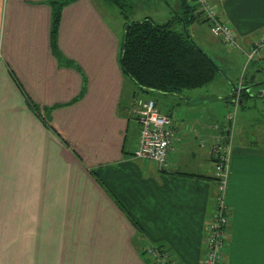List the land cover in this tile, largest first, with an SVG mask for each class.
<instances>
[{"label":"crops","instance_id":"1","mask_svg":"<svg viewBox=\"0 0 264 264\" xmlns=\"http://www.w3.org/2000/svg\"><path fill=\"white\" fill-rule=\"evenodd\" d=\"M52 1L0 0V264H152L147 244L165 246L179 264H201L215 152L231 125L222 264H264V108L250 100L254 88L236 106L234 88L246 76L235 82L224 69H244V52L206 22H187L194 42L223 65L220 92L214 80L182 94L143 93L122 69V23L110 2L66 4L53 40ZM166 1L174 16H187L182 0ZM161 9L165 23L173 15ZM219 13L244 49L264 33V0H225ZM145 98L177 131L163 171L133 156L134 111ZM216 100L235 117L222 116Z\"/></svg>","mask_w":264,"mask_h":264},{"label":"trees","instance_id":"2","mask_svg":"<svg viewBox=\"0 0 264 264\" xmlns=\"http://www.w3.org/2000/svg\"><path fill=\"white\" fill-rule=\"evenodd\" d=\"M72 1L75 0L52 1L53 40L57 37L61 10ZM108 1L118 7L125 19L128 17L125 0ZM182 9V14L187 16L182 19L172 16L165 23L159 24L151 19L126 21L129 26L125 31L120 61L122 60L125 75L130 77L137 90L143 93L182 94L187 90L206 87L220 74L218 65L194 42L187 31V22L206 21L188 0H182ZM179 25L181 27L177 28ZM260 58L249 62L246 67L257 63ZM245 83L257 84L254 75L246 79ZM248 96V92H240L238 104L241 102L244 106V99Z\"/></svg>","mask_w":264,"mask_h":264},{"label":"built area","instance_id":"3","mask_svg":"<svg viewBox=\"0 0 264 264\" xmlns=\"http://www.w3.org/2000/svg\"><path fill=\"white\" fill-rule=\"evenodd\" d=\"M225 0H193L211 34L225 45L242 50L246 56V65L264 54V33L244 49L238 40L236 31L228 22H224L219 13V5ZM241 85V84H240ZM239 99L235 104L237 106ZM135 117L140 125L138 146L134 158L149 161L159 170H166L170 164L171 153L177 140V131L173 120L159 112L152 99L141 100L135 107ZM226 138L215 152L214 178L215 192L210 202V211L205 222L203 255L201 264H222L231 222V211L226 202L230 151L233 143V130L225 129ZM143 254L152 264H179L171 257L165 246L147 244Z\"/></svg>","mask_w":264,"mask_h":264},{"label":"rangeland","instance_id":"4","mask_svg":"<svg viewBox=\"0 0 264 264\" xmlns=\"http://www.w3.org/2000/svg\"><path fill=\"white\" fill-rule=\"evenodd\" d=\"M174 1H176V3H178V0H174ZM167 2L168 1H166V0H125V3H126L125 11H126V14L128 15V17L126 19L124 18V16L121 13H120L121 14V16H120V14H119L120 11L116 5H114L112 3H108V4L110 5L111 9L113 10V16L115 14L116 20L119 23H122L123 31H121V30L120 31L123 32L122 36L124 39V35H125V31H126V28H125L126 27V21H128V20L133 22V21H142V20H146V19H151L157 23H161L162 20L164 21V19H159L158 16H160L161 18L164 17L163 10L161 9L162 6L165 7V9L167 10V13L169 12V13H171V15H173V12H174L173 8L170 7ZM103 10H104V7H102V11ZM111 25H112V18H111ZM123 39H122V41H123ZM228 47L232 48V46H228ZM232 49H235V48H232ZM237 50H239V49H237ZM240 51H242V50H240ZM238 53H240V52H238ZM0 57H1V52H0ZM245 58H246V56H245ZM216 60L213 58L214 62ZM215 63L220 66L219 62L216 61ZM258 63H260V62H258ZM221 66H223V65H221ZM224 69L229 73L230 76L236 78L235 82H237L238 80L240 81L241 79L245 78V76H246V79H248L253 75H254V81L263 82V84H261V86L254 88L255 95H254V98L250 99V100H253L252 103L255 104L258 108H260V109L264 108V98H262L261 96L258 95L259 92L264 93V71H263L264 70V61L261 62L258 66H256V63H252L249 69H247L246 67H244V69H243V67H241V68L237 67V65L235 63H225ZM261 69H263V70H261ZM220 77L221 76L219 74V76H217V78L215 79V82L211 86L212 90L217 91L218 90L217 88L223 87V85L220 83ZM128 78L130 79V77H128ZM218 91L220 92V90H218ZM145 100H146V98H145ZM215 103H219L221 105L222 110L224 111L222 116H225L228 113V111H230V112L226 115V117L228 115H229V117L233 115V112H234L233 107H231L230 105L227 106V104H225L226 102H224L222 100H216ZM247 103H248V101H246V104ZM213 109L216 112L222 111L218 107H213V108L210 107V110H213ZM232 117H235V116H232ZM238 117H240V113L238 114ZM230 121H232V118ZM236 121H237V116H236ZM234 122H235V118H234V121L231 123L234 125ZM226 127L228 128V130H230V129L233 130L232 125H231V127H228V126H226ZM233 136H234V133H233Z\"/></svg>","mask_w":264,"mask_h":264},{"label":"water","instance_id":"5","mask_svg":"<svg viewBox=\"0 0 264 264\" xmlns=\"http://www.w3.org/2000/svg\"><path fill=\"white\" fill-rule=\"evenodd\" d=\"M128 26L129 25H126V30L128 29ZM185 29V28H184ZM124 46V45H123ZM123 49V48H122ZM120 63H121V66H122V60L120 61ZM262 83H257V84H250V85H247V86H244V87H242V86H236L235 85V88H234V90L236 91V92H248L249 94H251V92H252V89L253 88H255L256 86H260ZM263 93L262 92H259L258 93V95L259 96H261ZM241 103V102H240Z\"/></svg>","mask_w":264,"mask_h":264}]
</instances>
